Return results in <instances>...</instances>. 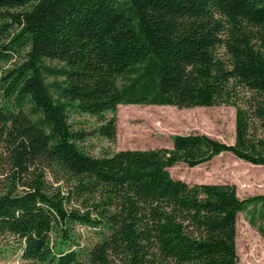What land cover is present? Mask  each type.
<instances>
[{"label": "trees", "instance_id": "1", "mask_svg": "<svg viewBox=\"0 0 264 264\" xmlns=\"http://www.w3.org/2000/svg\"><path fill=\"white\" fill-rule=\"evenodd\" d=\"M21 51L0 75V243L20 264H236L240 212L264 240V194L169 172L223 152L264 165V0H0V62ZM119 104L233 106L234 141L87 153V136L115 138Z\"/></svg>", "mask_w": 264, "mask_h": 264}, {"label": "rangeland", "instance_id": "2", "mask_svg": "<svg viewBox=\"0 0 264 264\" xmlns=\"http://www.w3.org/2000/svg\"><path fill=\"white\" fill-rule=\"evenodd\" d=\"M3 39L2 42H6ZM23 52L14 55L8 62H0V75L15 62L21 61ZM45 64L60 69L62 63L44 60ZM61 76H46L52 84L61 81ZM52 93L53 88L49 86ZM105 116H115L116 134L113 140L100 135L87 136L80 146L94 156L108 155L123 149H148L170 147L172 135L188 133L205 134L226 144H232L235 137V108L228 105L211 107L177 108L170 105L119 104ZM68 121L73 128L93 131L97 118L76 111L68 112ZM1 151V147H0ZM5 166L0 165V170ZM173 178L187 183L230 184L235 186L240 199L264 194V165H252L228 152L220 153L212 160L194 167L182 163L169 168ZM1 173V172H0ZM49 180H52L48 176ZM4 175L0 174V188ZM78 207L77 203H69ZM247 213L240 212L236 223V264H264V240L247 222ZM74 234L80 243L89 244L98 239L97 230L83 225H74ZM21 251L16 244L0 243V264H20Z\"/></svg>", "mask_w": 264, "mask_h": 264}]
</instances>
